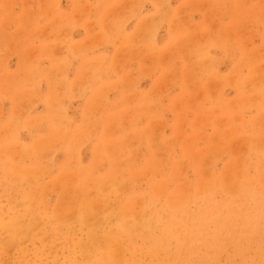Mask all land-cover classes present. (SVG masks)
<instances>
[{
    "label": "rangeland",
    "instance_id": "1",
    "mask_svg": "<svg viewBox=\"0 0 264 264\" xmlns=\"http://www.w3.org/2000/svg\"><path fill=\"white\" fill-rule=\"evenodd\" d=\"M120 254L264 264V0H0V264Z\"/></svg>",
    "mask_w": 264,
    "mask_h": 264
},
{
    "label": "bare ground",
    "instance_id": "2",
    "mask_svg": "<svg viewBox=\"0 0 264 264\" xmlns=\"http://www.w3.org/2000/svg\"><path fill=\"white\" fill-rule=\"evenodd\" d=\"M154 3H155V1H154ZM159 5H160V4H159ZM154 6H155V5H154ZM156 6H157V5H156ZM160 6H161V5H160ZM214 6H215V5H214ZM139 8H140V7H139ZM159 8H160V7H159ZM159 8H158V9H159ZM156 9H157V7H156ZM158 9H157V10H158ZM159 11H160V10H159ZM179 15H180V14H179ZM129 16H130V15H129ZM25 17H26V16H25ZM171 17H172V16H171ZM128 18H129V17H128ZM156 18H157V17H155V19H156ZM176 18H177V17H176ZM176 18H175V19H176ZM122 19H123V18H122ZM162 19H163V18H162ZM156 23H158V22H156ZM159 23H160V22H159ZM152 30H153V29H152ZM120 34H121V33H120ZM114 40H115V39H114ZM207 41H208V40H207ZM218 42H219V41H218ZM117 43H118V42H117ZM90 46H91V45H90ZM132 49H133V48H132ZM262 49H263V48H262ZM125 50H126V49H125ZM52 51H53V49H52ZM123 51H124V50H123ZM138 53H139V52H138ZM140 53H141V52H140ZM122 55H123V54H122ZM206 55H207V54H206ZM128 61H129V59H128ZM150 61H151V58H150ZM211 62H212V61H211ZM124 64H126V63H124ZM117 65H118V64H117ZM115 66H116V65H115ZM119 66H120V65H119ZM122 66H123V65H122ZM215 71H217V70H215ZM117 72H120V69H119V71H117ZM205 74H206V73H205ZM58 75H59V74H58ZM86 75H87V74H86ZM133 75H134V74H133ZM219 75H220V74H219ZM200 77H201V76H200ZM228 80H229V79H228ZM124 82H125V81H124ZM257 83H258V82H257ZM94 84H95V82H94ZM185 84H186V83H185ZM206 84H207V83H206ZM92 85H93V84H92ZM170 88H171V87H170ZM262 89H263V88H262ZM253 99H254V98H253ZM158 104H159V102H158ZM255 126H256V125H255ZM257 126H258V125H257ZM258 147H259V146H258ZM13 153H14V152H13ZM23 173H24V172H23ZM148 174H149V173H148ZM118 179H119V178H118ZM125 179H126V178H125ZM106 180H107V182L110 183V181H109L108 179H106ZM117 181H118V180H117ZM86 183H88V182H86ZM116 183L118 184V182H116ZM67 184H68V183H67ZM110 184L112 185V182H111ZM110 184H108L107 187L111 186ZM104 185H105V184H103V186H104ZM92 186H93V185L91 184V187H92ZM112 186H113V185H112ZM73 187H74V186H73ZM93 187H94V186H93ZM96 187H97V186H96ZM104 187H105V186H104ZM118 187H119V186H118ZM204 187H205V186H204ZM70 188H72V186H71ZM86 188H87V186H86V187L84 186L83 189H86ZM94 188H95V187H94ZM64 189H67V191L65 192V193H67V192H68V188L65 187ZM98 189H99V188H98ZM105 189H107V188L105 187ZM116 189H117V188H116ZM91 190H93V189H91ZM77 191H78V189H77ZM77 191H76V193H80V191H79V192H77ZM129 191H130V190H129ZM187 191H188V190H187ZM40 192H41V191H40ZM96 192H97V190H96ZM76 193H75V195H76ZM81 193H82V192H81ZM81 193H80V194H81ZM83 193H85V192H83ZM88 193H89V192H88ZM93 194H94V193H93ZM133 194H134V193H133ZM75 195H74V196H75ZM89 195H90V194H89ZM131 195H132V194H131ZM92 196H93V195H92ZM125 196H126V195H125ZM111 197H112V196H111ZM93 198H95V194H94ZM93 198H92V200H93ZM128 198H129V197H128ZM74 199H76V196H75ZM74 199H73V200H74ZM90 199H91V198H90ZM96 199H97V200H101L102 198H100V197L97 198V197H96L95 200H96ZM73 200H72V201H73ZM95 200H94V201H95ZM106 200H107V197H106ZM145 200H146V199H145ZM63 201H64V200H63ZM74 201H75V200H74ZM74 201H73V204L71 203V204H72V207H73L77 202H78L79 204H81V205L84 204V201L81 202V203H80V201H78V200H77L76 203H74ZM137 201H138V200H137ZM86 202H87V201H86ZM86 202H85V204H87ZM95 202L98 203V202H100V201H95ZM95 202H94V203H95ZM104 202H106V201H104ZM118 202H119V201H118ZM135 202H136V201H135ZM57 203H58V202H57ZM67 203H68V202H67ZM78 203H77V204H78ZM89 203H90V205H91V202H88V204H89ZM97 203H95V204H97ZM102 203H103V199H102ZM102 203L100 202V204H102ZM63 204L65 205V202H64ZM118 204H119V203H118ZM56 205H57V204H56ZM66 205H67V204H66ZM81 205H80V206H81ZM98 205H99V203H98ZM98 205H97V206H98ZM104 205H105V203H103V206H104ZM120 205H122L121 208H122V207L124 208V205H123V204H120ZM67 206H68V205H67ZM70 206H71V205H70ZM111 206H112V205H111ZM117 206H118V205H117ZM72 207H70V208H71V209H70V212L68 211L67 213H73V212L75 211V209H73ZM76 207H77V205H76ZM76 207L74 206V208H76ZM87 207H88V206H87ZM101 207H102V206H100V208H101ZM55 208H57V207L55 206ZM65 208H66V206H65ZM125 208H126V207H125ZM52 209H54V208H52ZM66 209H68V208H66ZM72 209H73L74 211H72ZM77 209L79 210V208H77ZM90 209H91V208H90ZM90 209H89V210H90ZM92 209H93V207H92ZM104 209H106V208L104 207ZM110 209H111V208H110ZM114 209H115V208H114ZM114 209H113V213H114ZM144 209H145V208H144ZM58 210H59V209H57V210L55 209L54 211H58ZM94 210H95V213H96V214H98V213L100 212V211H98V213H97V212H96L97 209H94ZM111 210H112V209H111ZM125 210H126V209H125ZM125 210H124V211H125ZM52 211H53V210H52ZM92 211H93V210H92ZM101 211H102V210H101ZM116 211H117V210H116ZM75 212H76V211H75ZM75 212H74V213H75ZM129 212H130V211H129ZM54 213H55V212H54ZM58 213H59V212H58ZM58 213H57V214H58ZM77 213H78V211H77ZM79 213H80V212H79ZM92 213H94V211H93V212L90 211L91 216H92ZM127 213H128V212H127ZM131 213H132V210H131ZM88 214H89V213H88ZM96 214H95V216H96ZM106 214H107V213H106ZM136 214H137V213H135L134 215H136ZM13 215H14V214H13ZM18 215H19V214H18ZM58 215H59V214H58ZM70 215H71V214H70ZM150 215H151V214H150ZM76 216L78 217L79 214L76 215ZM76 216L73 215L72 217H76ZM97 216L99 217V215H97ZM132 216H133V215H132ZM72 217H71V218H72ZM93 217H94V216H93ZM103 217H104V216H102V218H103ZM127 217H128V215H127ZM138 217H139V215H138ZM138 217H136V218L138 219ZM17 218H18V217H17ZM71 218H70V220H71ZM80 218H81V217H80ZM80 218H79V219H80ZM90 218H91V217H90ZM96 218H97V217H96ZM106 218H107V216L105 217L104 221L108 219V218H107V219H106ZM123 218L125 219V221L123 220L124 223H125V222H126V216H125V217H122L121 219H123ZM129 218H130V217H129ZM147 218H148V217H147ZM154 218H155V217H154ZM14 219H15V218H14ZM14 219H13V220H14ZM79 219H78V220H79ZM111 219H113V217H112ZM133 219H135V218H133ZM139 219H141V217H140ZM15 220H16V219H15ZM74 220H76V219H73V222H74ZM81 220H82V219H81ZM83 220H84V219H83ZM97 220H99V218H98ZM127 220H128V219H127ZM131 220H132V219H131ZM144 220H145V219H144ZM151 220H152V219H151ZM153 220H154V219H153ZM71 221H72V220H71ZM84 221H85V220H84ZM101 221H102V219H101ZM101 221L99 220V222H101ZM142 221H143V220H142ZM147 221H148V220H147ZM3 222H4V221H3ZM47 222H48V221H47ZM49 222H50V221H49ZM49 222H48V223H49ZM89 222H90V221H89ZM99 222H98V223H99ZM133 222H134V221H133ZM137 222H138V221H137ZM7 223H8V222H7ZM74 223H75V222H74ZM81 223H82V222H81ZM86 223H87V222H85V224H86ZM98 223H97V224H98ZM101 223L104 224V222H101ZM120 223H121V222H120ZM122 223H123V222H122ZM128 223H129V222H128ZM135 223H136V222H135ZM138 223H139V224H138ZM138 223H137L138 226L136 225L135 227H137V228H138V227H142V226H139L141 222H138ZM143 223H144V222H143ZM145 223H146V222H145ZM46 224H47V223H46ZM51 224H53V223H51ZM61 224H62V223H61ZM69 224H70V223H69ZM146 224H147V223H146ZM44 225H45V224H44ZM77 225H78V224H77ZM81 225H83V223H82ZM88 225L90 226V224H88ZM88 225H87V226H88ZM99 225H100V224H99ZM106 225H107V224H106ZM116 225H117V224H116ZM131 225H132V224H131ZM143 225H145V224H143ZM45 226H46V225H45ZM45 226H44V228L48 227V226H46V227H45ZM87 226H86V227H87ZM97 226H98V225H97ZM97 226H96V227H97ZM128 226H129V225H128ZM153 226H154V225L152 224V227H153ZM105 227H106V226H105ZM109 227H110V226H109ZM126 227H127V226H126ZM145 227H146V225H145ZM152 227H151V228H152ZM12 228H13V227H12ZM49 228H50V227H49ZM58 228L62 229L61 225H60V227H58ZM58 228H57V229L54 228V229H56V230L58 231ZM65 228H66V227H65ZM75 228H76V227H75ZM79 228H80V227H79ZM120 228H122V227H120ZM127 228H128V227H127ZM127 228H126V229H127ZM133 228H134V227H133ZM151 228H150V229H151ZM42 229H43V228H42ZM73 229H74V227H73ZM85 229H86V228H85ZM105 229H106V228H105ZM131 229H132V228H131ZM134 229H135V228H134ZM169 229H170V228H169ZM46 230H47V229H46ZM48 230H49V229H48ZM71 230H72V229H71ZM109 230H110V229H109ZM122 230H124V229L122 228ZM135 230H136V229H135ZM137 230H138V229H137ZM139 230H140V229H139ZM38 231H39V230H38ZM66 231H67V230H66ZM83 231H84V227H83ZM92 231H93V230H92ZM97 231H98V230H97ZM100 231H101V230H100ZM103 231H104V230H103ZM127 231H128V233H129V230H127ZM133 231H134V230H133ZM64 232H65V231H64ZM101 232H102V231H101ZM108 232H109V231H108ZM135 232H137V231H135ZM39 233H40V232H39ZM41 233L43 234V232H41ZM41 233L39 234V236L41 235ZM93 233H94V232H93ZM115 233H116V232H115ZM130 233H131V232H130ZM146 233H147V232H146ZM28 234H29V233H28ZM78 234H79V233H78ZM104 234H105V233H104ZM106 234H109V233H106ZM47 235H48V234H47ZM70 235H72V234H70ZM74 235H75V234H74ZM87 235H89V234H87ZM110 235H111V234H110ZM144 235H146V234H144ZM45 236H46V235H44V238H45ZM112 236H113V235H112ZM112 236H111V237H112ZM142 236H143V234H142ZM146 236H147V235H146ZM180 236H181V234H180ZM227 236H228V235H227ZM46 237H48V236H46ZM111 237H110V238H111ZM215 237H216V236H215ZM38 238H39V237H38ZM79 238H80V237H79ZM42 239H43V238H42ZM73 239H74V236H73ZM73 239H72V240H73ZM85 239H86V238H85ZM99 239H100V238H99ZM149 239H150V238H149ZM42 241H43V240H42ZM122 241H123V240H122ZM48 243H49V242H48ZM116 243H117V242H116ZM116 243H115V244H116ZM178 243H179V242H178ZM71 244H72V243H71ZM115 244H114V245H115ZM87 245H88V244H87ZM87 245H86L85 247H87ZM116 245H117V244H116ZM13 246H14V245H13ZM82 246H83V245H82ZM88 246H89V245H88ZM118 246L120 247V245H118ZM40 247H42V246H40ZM71 247H72V246H71ZM74 247H75V246H74ZM111 247H112V246H111ZM115 247H116V246H115ZM89 248H91V247L89 246ZM96 248H97V247H96ZM81 249H83V248H81ZM94 249H95V248H94ZM117 249L120 250V248H118V247H117ZM117 249H116V250H117ZM173 250H174V249H173ZM92 251H94V250H92ZM95 252H96V250H95ZM122 252H123V251H121V253H122ZM111 253H112V252H110L109 254H111ZM115 253L119 254L118 251H115ZM97 254H98V253H97ZM109 254H108V255H109ZM117 254H116V255H117ZM123 254H124V253H123ZM102 255H103V253H102ZM114 255H115V254H113V256H114ZM146 255H147V254H146ZM146 255H145V256H146ZM111 256H112V255H111ZM119 256H120L119 259H121V254H120ZM123 256H124V255H123ZM88 257H89V256H88ZM113 258H115V256H114ZM113 258H112V261H114ZM90 259H91V258H90ZM95 259H96V258H95ZM107 259H109V257H108ZM124 259H125V258H124ZM143 259H144V258H143ZM147 259H148V258H147ZM73 260H74V259H73ZM85 260H87V259H85ZM115 260H116V258H115ZM101 261H102V260H101ZM104 261H105V260H104ZM61 262H63V261H61ZM64 262H65V261H64ZM109 262H111V260H110ZM121 262H122V259H121ZM123 262H124V261H123ZM123 262H122V264H123ZM108 264H110V263H108ZM124 264H125V263H124Z\"/></svg>",
    "mask_w": 264,
    "mask_h": 264
}]
</instances>
